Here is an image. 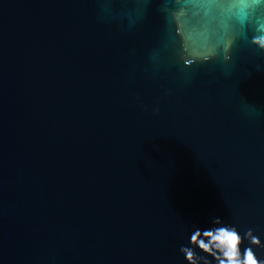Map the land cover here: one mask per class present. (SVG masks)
I'll return each mask as SVG.
<instances>
[{
	"label": "water",
	"instance_id": "obj_1",
	"mask_svg": "<svg viewBox=\"0 0 264 264\" xmlns=\"http://www.w3.org/2000/svg\"><path fill=\"white\" fill-rule=\"evenodd\" d=\"M95 6L0 0L2 264H186L212 216L264 240V53L153 75L152 6L128 31Z\"/></svg>",
	"mask_w": 264,
	"mask_h": 264
},
{
	"label": "clouds",
	"instance_id": "obj_2",
	"mask_svg": "<svg viewBox=\"0 0 264 264\" xmlns=\"http://www.w3.org/2000/svg\"><path fill=\"white\" fill-rule=\"evenodd\" d=\"M95 6L99 20L124 31L135 28L152 6L161 28L157 42L146 53V70L155 75L165 67L184 70L214 64L230 70L234 57L254 50L264 53V0H109ZM260 70V64L256 65ZM240 110L253 114L241 98ZM153 111H158L154 107ZM258 111V110H257ZM178 251L186 264H264V240L251 226L212 216L205 225L191 224ZM2 264V261H0Z\"/></svg>",
	"mask_w": 264,
	"mask_h": 264
}]
</instances>
